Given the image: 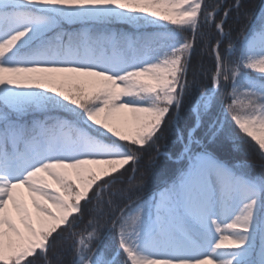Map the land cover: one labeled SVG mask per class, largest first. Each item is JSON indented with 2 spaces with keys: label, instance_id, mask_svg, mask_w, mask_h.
Listing matches in <instances>:
<instances>
[{
  "label": "snow or ice",
  "instance_id": "1",
  "mask_svg": "<svg viewBox=\"0 0 264 264\" xmlns=\"http://www.w3.org/2000/svg\"><path fill=\"white\" fill-rule=\"evenodd\" d=\"M165 131L181 166L138 178ZM233 136L264 158V2L0 0V264H264Z\"/></svg>",
  "mask_w": 264,
  "mask_h": 264
},
{
  "label": "trees",
  "instance_id": "2",
  "mask_svg": "<svg viewBox=\"0 0 264 264\" xmlns=\"http://www.w3.org/2000/svg\"><path fill=\"white\" fill-rule=\"evenodd\" d=\"M223 3L225 7L233 3V0H206V3L210 5H214L216 3ZM264 2V0H244L245 7L248 9H253L256 6H258L260 3ZM235 14H233V17ZM238 25L235 22V19H229L227 22V26L225 28L226 31L230 29L237 28ZM236 35V32H233V36ZM199 43V41H198ZM212 43H215L213 40ZM227 42H225L226 46ZM211 64V60L209 56L205 54L204 48L198 47L196 50V53L194 54L192 58V68L189 71V80L193 78V72L197 74V79H200V72H201V65H203L204 68L209 67ZM207 82V81H205ZM159 144L161 146L162 152H167V156L165 155H159L157 156L154 150H148L144 154L143 160L139 164V173L137 174L139 178V174L143 173L145 175H151L152 173L156 172L159 173L161 176V179L158 181L159 183H162L164 179H168L172 174H174L175 170L178 169L181 166L180 161H174L173 158H176V156H173L172 153L176 151V148L178 145L176 144V141L174 137L172 136L171 132L165 131L164 136L159 141ZM222 156L225 158H232L235 160H241L243 162H246L247 164L252 165L251 171H254L256 173H259L261 171H264V158H261L259 152L257 149L253 146V144H250L244 140H241L238 138V136L230 137L224 144L223 151L221 153ZM153 157L155 159L153 160ZM170 157V158H169ZM129 173L125 174V177H127ZM123 186H127L126 184ZM116 187H121L120 184H117ZM155 190V187L153 184H149L143 192L139 193L138 195H148L152 191ZM81 227H83V224H81ZM106 244L110 248H115L117 244V238L115 231L108 230L106 232ZM71 240L66 241H57L58 246H63V251L59 254L60 259L63 261V264H71L73 253L70 250ZM54 251H56L54 249ZM123 257L118 258V264H122Z\"/></svg>",
  "mask_w": 264,
  "mask_h": 264
},
{
  "label": "rangeland",
  "instance_id": "3",
  "mask_svg": "<svg viewBox=\"0 0 264 264\" xmlns=\"http://www.w3.org/2000/svg\"><path fill=\"white\" fill-rule=\"evenodd\" d=\"M130 116V114H128ZM149 195V194H148Z\"/></svg>",
  "mask_w": 264,
  "mask_h": 264
},
{
  "label": "bare ground",
  "instance_id": "4",
  "mask_svg": "<svg viewBox=\"0 0 264 264\" xmlns=\"http://www.w3.org/2000/svg\"><path fill=\"white\" fill-rule=\"evenodd\" d=\"M239 160V159H238ZM239 161H241V160H239Z\"/></svg>",
  "mask_w": 264,
  "mask_h": 264
}]
</instances>
